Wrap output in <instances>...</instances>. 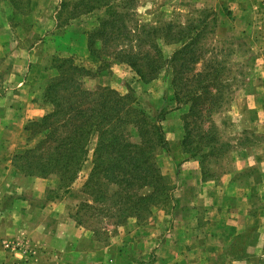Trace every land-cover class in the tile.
<instances>
[{"label": "rangeland", "instance_id": "374dc122", "mask_svg": "<svg viewBox=\"0 0 264 264\" xmlns=\"http://www.w3.org/2000/svg\"><path fill=\"white\" fill-rule=\"evenodd\" d=\"M102 20L110 24L118 22L119 30L106 28L108 47L99 50L102 57H97L89 49V40H95V46L100 48L103 42L99 38L100 32L103 31L100 25ZM167 23L172 24V33L182 27L199 28L203 34L199 39L198 49H195L196 55L201 57V64L196 68L201 69L203 64L209 62L218 68L219 73L215 75L222 82L220 89L223 96L219 111L209 115L216 126L219 142L224 144L222 149L225 153L220 156L206 157L203 155L205 150L197 152L195 156L184 152L183 115L188 112V105L177 107L171 67L163 68L156 79L144 82L130 65L113 56L112 51L119 46L138 44L136 38L139 36V25L164 28ZM8 27L15 30L13 35ZM94 30L100 32L95 34ZM194 31L195 29L192 30V36ZM157 42L167 58L180 46L166 44L161 38H158ZM0 43L3 45L0 49V93L5 87L14 86L11 74L22 72L31 74L32 85L41 90L44 100L47 81L56 74V70L51 68L52 58L60 56L72 58L76 64L92 71L90 76L84 78L85 87L95 89L98 86H106L121 94H132L136 97L137 104L152 116L158 115L161 109H166L162 125L170 150L162 151L158 159L162 172L169 177L173 185L174 198L171 201L154 207L142 221L131 217L123 223H116L115 215L109 216V211L101 204L93 203L83 188V183L93 167L92 159L96 146L94 136L89 144L88 159L75 184L65 189L59 186L56 175L41 177L45 179L42 183L45 184V196L37 198L29 195L30 193L24 195L31 206L38 207L56 198L65 199L66 213L75 217L83 235L90 236L81 237L82 242L79 245L88 249L90 240H95L98 247L104 244L112 245L107 247L108 251H111V257L116 253V249L112 247H117L119 238H124L127 246L131 245L135 237L148 234L146 228L149 225L161 223L164 213L171 214L172 217L179 215L174 207L175 191L181 182L185 181V174L181 173L180 169L183 158L189 156L199 161L205 180L216 179L217 182L225 183L232 178L238 177L244 181L255 175L257 186L254 185L250 190L253 202L251 215L255 217V222L235 240L231 253L217 257L214 264H229L230 258L235 257L238 258L239 264H264V257L260 254L264 240L258 238L264 234V175L261 173L260 163L248 166L250 160L242 153L233 154L238 145L239 149L247 148L248 154L255 155L256 162L264 160V0H0ZM35 43H38V46L28 59L26 52L31 51L28 47ZM19 44L28 49L15 61V50L11 49L10 45ZM54 46H69L74 52L70 55L69 52L59 50L60 52L52 54ZM207 71L213 72L209 69ZM192 73L187 72L184 76L191 78ZM212 90L215 91V88ZM47 103L52 109L51 102ZM209 103L210 100L207 101V104ZM256 105L262 111H258L256 107L247 110L248 106ZM209 124L206 122L204 129L209 128ZM190 126L196 125L191 123ZM0 129L2 130V127ZM12 130L9 128L3 134L8 137ZM40 136L36 134L33 137L29 123L23 126L19 150L13 152L11 164L15 166L16 161L21 164L22 160L15 159V154L34 146ZM197 137L196 131L193 130L194 140H197ZM177 145L181 146L183 152ZM213 145L219 146V143ZM15 193L17 190L11 195ZM11 201L12 196H5L1 201L0 211ZM205 216L206 210L201 209L203 220ZM202 225L205 229L207 224ZM247 250L251 253L247 254ZM19 258V264H25L23 257Z\"/></svg>", "mask_w": 264, "mask_h": 264}, {"label": "trees", "instance_id": "16d2710c", "mask_svg": "<svg viewBox=\"0 0 264 264\" xmlns=\"http://www.w3.org/2000/svg\"><path fill=\"white\" fill-rule=\"evenodd\" d=\"M117 23L102 20L103 31L94 30L95 34L100 32L103 42L97 48L95 40H89L93 55L102 57L99 50L108 47L105 30L107 27L119 30ZM138 31V44L119 46L112 51L113 56L130 65L144 82L156 79L163 68L171 67L177 107L188 105V112L183 115L184 152L195 156L205 150L206 157L224 154V144L219 142L216 126L209 115L219 111L223 96L222 82L215 75L219 73L218 68L210 62L203 64L201 69L196 68L201 64L196 49L202 31L188 26L172 33L171 23L164 28L143 24ZM158 38L166 44L180 46L167 58ZM51 68L56 74L47 81L43 98L51 102L52 109L39 120L29 122L33 137L37 134L41 138L34 146L15 154V159L22 160L21 164L16 161L15 166L25 175H56L59 186L69 189L88 159L89 144L95 136L93 167L83 188L93 203L101 204L109 211V216L115 215L116 223L131 217L142 221L154 207L171 201L173 185L162 172L158 159L162 151L170 150L162 125L166 109L152 116L137 104L132 94H121L106 86L85 87L84 78L92 71L76 64L72 58L54 56ZM187 72H193L191 78L184 76ZM206 122L211 126L204 129ZM191 123L196 126H190ZM193 130L197 140L193 138ZM214 143H219L220 147Z\"/></svg>", "mask_w": 264, "mask_h": 264}, {"label": "crops", "instance_id": "0c3cea01", "mask_svg": "<svg viewBox=\"0 0 264 264\" xmlns=\"http://www.w3.org/2000/svg\"><path fill=\"white\" fill-rule=\"evenodd\" d=\"M7 29L12 35L15 32L12 27ZM2 46L0 43V49ZM37 46L35 43L28 47L31 50L26 52L28 59ZM10 48L15 50V61L28 49L21 44ZM59 50L70 55L74 52L69 46H54L52 54ZM11 75L14 86L5 87L0 93V208L5 196H12V201L0 211V264H19V257H23L25 264H214L217 257L229 255L235 240L252 227L255 217L251 215L250 190L257 186L255 175L244 181L232 178L225 183L205 180L199 161L185 156L180 169L185 181L175 191L177 217L164 213L161 223L149 225L148 234L135 237L131 245L119 238L117 247H112L116 253L111 257L107 247L112 245L98 247L95 240V244L90 240L88 249L79 245L81 237L89 235H83L75 217L66 213V200L56 198L38 207L31 206L24 195L43 198L45 179L20 173L11 164L13 152L19 150L23 126L51 111L41 97V90L32 85L31 74ZM255 107L262 111L257 105L248 106L247 110ZM9 128L13 130L7 137L3 133ZM180 147L177 145L181 150ZM236 149L233 154L242 153L250 160L248 166L260 163L264 175V160L256 162L255 155L246 152L247 148L239 149L237 145ZM201 209L206 210L204 220ZM203 223L207 224L205 229L201 227ZM258 238L264 240V234ZM260 254L264 257V247ZM230 260L229 264H239L237 257Z\"/></svg>", "mask_w": 264, "mask_h": 264}]
</instances>
